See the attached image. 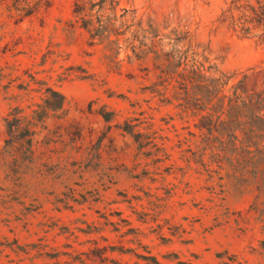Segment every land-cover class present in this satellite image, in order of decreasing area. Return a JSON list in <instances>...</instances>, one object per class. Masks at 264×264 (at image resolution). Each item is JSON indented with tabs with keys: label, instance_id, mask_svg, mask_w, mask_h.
I'll list each match as a JSON object with an SVG mask.
<instances>
[{
	"label": "rangeland",
	"instance_id": "374dc122",
	"mask_svg": "<svg viewBox=\"0 0 264 264\" xmlns=\"http://www.w3.org/2000/svg\"><path fill=\"white\" fill-rule=\"evenodd\" d=\"M77 1L0 0V264H264L253 193L219 187L195 116L151 92L130 33L113 60L89 46ZM230 1L120 0L116 15L187 32L228 87L248 73L264 89L262 30L220 25Z\"/></svg>",
	"mask_w": 264,
	"mask_h": 264
},
{
	"label": "trees",
	"instance_id": "16d2710c",
	"mask_svg": "<svg viewBox=\"0 0 264 264\" xmlns=\"http://www.w3.org/2000/svg\"><path fill=\"white\" fill-rule=\"evenodd\" d=\"M89 1L78 0L73 11L89 34V46L102 45L109 53L106 59L113 60L121 48L120 37L131 34L130 40L124 39L131 57L152 63L155 81L151 92L164 97L167 103L176 101L182 113L195 116V143H202V156L209 152L219 187L228 185L234 191L253 193L249 210L257 214L264 228V89L247 92L248 73H242L228 87L232 76L214 74L215 67L210 65L205 50L189 33L173 30L162 34L151 23L144 27L134 21L135 17L126 18V9L117 16L120 0H98L95 12L87 8ZM251 1L231 0L218 22L242 37L260 29L262 32L254 36L264 42V0ZM17 2V10L27 14L49 5V0ZM97 13L102 15L95 18ZM259 72L251 70V75ZM169 89L170 100L163 93Z\"/></svg>",
	"mask_w": 264,
	"mask_h": 264
}]
</instances>
